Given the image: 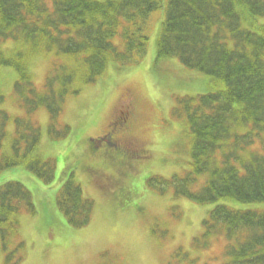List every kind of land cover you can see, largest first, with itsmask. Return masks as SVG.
I'll return each mask as SVG.
<instances>
[{
	"label": "trees",
	"instance_id": "trees-1",
	"mask_svg": "<svg viewBox=\"0 0 264 264\" xmlns=\"http://www.w3.org/2000/svg\"><path fill=\"white\" fill-rule=\"evenodd\" d=\"M159 11L164 18L157 59L176 58L208 75L214 87L178 101L176 112L190 137V171L170 180L150 179L149 187L160 193L171 186L175 197L200 205L264 204V0H0V69L17 73L13 90L25 113L44 106L52 118L64 96L94 81L108 63L143 58L151 15ZM8 42L10 47L4 45ZM39 54L53 59L41 93L28 80L29 61ZM38 137L26 118L0 110V172L24 166L48 182L52 166L37 153ZM57 206L77 229L93 212L92 201L69 178ZM23 207L32 208L20 184L0 187L2 240L16 231ZM203 226L206 235L226 237L224 264H264V213L218 204ZM15 261L10 254L5 264ZM194 261L187 257L183 263Z\"/></svg>",
	"mask_w": 264,
	"mask_h": 264
},
{
	"label": "rangeland",
	"instance_id": "rangeland-1",
	"mask_svg": "<svg viewBox=\"0 0 264 264\" xmlns=\"http://www.w3.org/2000/svg\"><path fill=\"white\" fill-rule=\"evenodd\" d=\"M163 18L160 11L151 15L143 59L124 66L111 63L93 84L66 100L58 120L70 128L66 137H49L45 109L30 116L41 133L39 154L56 162L55 177L44 185L22 167L0 173V186L8 181L21 183L30 192L34 207L32 214L19 211L17 229L14 236L6 237L5 250L0 240V264L8 253L20 258L17 264H191L183 263L187 255L195 259L193 264H222L226 261L225 236L210 238L205 250L192 246L194 239L196 244L206 242L202 221L208 213L218 204L264 211V204L228 200L197 205L175 199L171 190L159 196L146 186L151 177L168 179L189 170L190 137L183 119L172 110L178 98L206 94L214 87L209 76L184 67L177 59L156 58V33ZM4 45L10 47L12 42ZM51 66L44 56L34 58L30 67L33 79L28 80L40 86ZM16 78L12 68L0 69V94L4 97L0 109L10 117L24 118L13 91ZM127 94L134 97L139 112L132 135L140 142L139 148L145 146L136 154L108 151L106 157L114 167L94 181L85 159L91 150L98 156L99 147L91 149L89 138L104 129L113 109ZM138 142H133L134 147ZM65 169L73 172L83 195L93 201L90 223L80 229L69 227L55 204L58 179ZM179 248L187 254L185 260L174 256Z\"/></svg>",
	"mask_w": 264,
	"mask_h": 264
},
{
	"label": "flooded vegetation",
	"instance_id": "flooded-vegetation-1",
	"mask_svg": "<svg viewBox=\"0 0 264 264\" xmlns=\"http://www.w3.org/2000/svg\"><path fill=\"white\" fill-rule=\"evenodd\" d=\"M128 111L126 112L127 117L130 121H133L134 119V113L129 109V106H127ZM128 127L124 128H117L113 132L109 134V139L111 140L110 145L115 146L118 148L121 145V141L125 138H128ZM108 142V141H107Z\"/></svg>",
	"mask_w": 264,
	"mask_h": 264
},
{
	"label": "bare ground",
	"instance_id": "bare-ground-1",
	"mask_svg": "<svg viewBox=\"0 0 264 264\" xmlns=\"http://www.w3.org/2000/svg\"><path fill=\"white\" fill-rule=\"evenodd\" d=\"M145 139H146V138H145ZM104 181H105V180H104ZM104 181H103V182H104Z\"/></svg>",
	"mask_w": 264,
	"mask_h": 264
}]
</instances>
